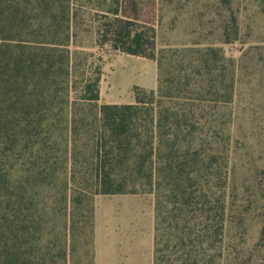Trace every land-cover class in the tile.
Masks as SVG:
<instances>
[{
	"label": "trees",
	"instance_id": "obj_1",
	"mask_svg": "<svg viewBox=\"0 0 264 264\" xmlns=\"http://www.w3.org/2000/svg\"><path fill=\"white\" fill-rule=\"evenodd\" d=\"M81 1L0 0V264L57 263L55 245L41 244L38 201L81 172L85 186L65 192L72 203L154 196L153 264H243L225 245L234 62L208 46L196 50L194 79L188 67L168 73L155 30L133 29L137 14L121 18L114 0L106 10L114 48L157 59L162 73L157 90L136 88L134 104H99V77L81 89L74 78ZM223 29L225 43L239 39L234 13Z\"/></svg>",
	"mask_w": 264,
	"mask_h": 264
},
{
	"label": "rangeland",
	"instance_id": "obj_2",
	"mask_svg": "<svg viewBox=\"0 0 264 264\" xmlns=\"http://www.w3.org/2000/svg\"><path fill=\"white\" fill-rule=\"evenodd\" d=\"M81 3L84 6L78 12L73 47L77 51L74 78L79 89L85 79L99 77V104L119 105L135 103L136 88L157 90L162 73L157 59L116 50L109 40L107 31L112 29L109 25L114 22V15L106 10L114 0ZM120 3L125 12L121 18L137 14L133 29L155 30L157 57L165 63L164 70L168 73L174 74L172 71L177 67H188L194 79L197 75L193 72L197 69L191 66L201 60L196 50L208 46L222 50L225 58L234 62L230 222L225 245L243 264H264V0H120ZM231 13L238 18L239 39L225 43L223 26ZM82 174L73 183L64 174L55 188L38 201L46 217L41 244L50 247L53 244L56 248L57 263L52 264H95L96 207L105 200L103 208L113 196L80 198L76 203L65 199L68 189L71 194L85 186ZM120 196L138 207L141 213L138 218L143 222L139 225L140 234L145 239L153 210L155 217L154 196L149 193ZM120 196L112 201L122 200ZM129 220L134 224L132 218ZM151 246V238L145 239L142 251L136 249L127 263L151 264Z\"/></svg>",
	"mask_w": 264,
	"mask_h": 264
},
{
	"label": "crops",
	"instance_id": "obj_3",
	"mask_svg": "<svg viewBox=\"0 0 264 264\" xmlns=\"http://www.w3.org/2000/svg\"><path fill=\"white\" fill-rule=\"evenodd\" d=\"M154 90V89H151ZM111 104V103H106ZM134 104V103H131ZM120 195H113V197ZM101 208L102 202L96 207V226H95V264H132L127 263L129 255H135V250L142 251V242L151 238V264L154 260V210L150 213V226L148 235L145 239L140 234L139 225L141 222V213L135 206L131 205L128 198L123 196L122 200L112 201ZM132 218L134 224L129 220ZM118 240L120 241L118 243ZM120 247V251L119 248ZM118 248V249H117ZM135 264V263H134Z\"/></svg>",
	"mask_w": 264,
	"mask_h": 264
}]
</instances>
